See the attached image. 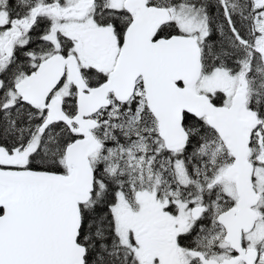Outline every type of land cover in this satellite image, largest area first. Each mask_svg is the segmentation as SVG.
Returning <instances> with one entry per match:
<instances>
[{
  "label": "snow or ice",
  "instance_id": "snow-or-ice-1",
  "mask_svg": "<svg viewBox=\"0 0 264 264\" xmlns=\"http://www.w3.org/2000/svg\"><path fill=\"white\" fill-rule=\"evenodd\" d=\"M0 264H264V0H0Z\"/></svg>",
  "mask_w": 264,
  "mask_h": 264
}]
</instances>
